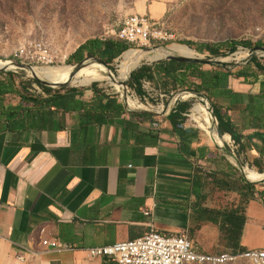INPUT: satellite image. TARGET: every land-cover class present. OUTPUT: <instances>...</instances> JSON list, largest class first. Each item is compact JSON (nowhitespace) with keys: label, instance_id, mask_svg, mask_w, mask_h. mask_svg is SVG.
<instances>
[{"label":"crops","instance_id":"obj_1","mask_svg":"<svg viewBox=\"0 0 264 264\" xmlns=\"http://www.w3.org/2000/svg\"><path fill=\"white\" fill-rule=\"evenodd\" d=\"M258 74L245 78L250 86L235 88L229 81V89L242 95L241 105H219L248 163L264 166V80L256 82ZM32 98L36 101L7 95L8 103L29 107V119L0 121V241L15 254L39 264H107L90 259L87 250L137 239L151 227L189 236V228L205 226L194 217L202 198L196 170L224 172L223 154L213 145L225 150L223 138L229 134L216 131L212 141L193 113L196 125L183 121L186 103L173 100L149 110L128 93L120 96L99 85L37 90ZM212 122L215 129L213 114ZM243 170L247 177L255 169ZM252 206L258 220L264 207L254 200ZM256 220L249 216L244 247H264L254 241L264 236ZM203 230L214 240L220 236L209 227L201 235ZM45 239L70 249L45 247ZM199 246L211 250L204 242Z\"/></svg>","mask_w":264,"mask_h":264},{"label":"rangeland","instance_id":"obj_2","mask_svg":"<svg viewBox=\"0 0 264 264\" xmlns=\"http://www.w3.org/2000/svg\"><path fill=\"white\" fill-rule=\"evenodd\" d=\"M130 15L146 16L152 23L167 27L176 35V40L166 44L151 43L147 46L129 45L123 42L129 48L127 51L154 47L164 49L172 44L186 45L203 56L201 60L204 61V64L200 65L202 71L231 74L229 81L235 88L236 85L240 86V83L241 86L253 85V79H250L252 84L245 82V78L253 76V74L259 73L256 82L264 80V73L256 67L258 65L264 67V53L250 55L249 52L256 49L255 46L258 43L264 45V0H0V57L17 64L16 69L10 70L15 73L16 85L19 86L20 81H24L26 84H32L34 91H44L42 86L50 89V91L59 92L71 87L99 85L108 92L120 96L126 92L131 99L143 102V105L149 110L157 109L159 105H164L163 102L165 103L164 106L167 107V102L171 103L174 100L176 104L180 102L187 104L188 113L187 116L183 117V121L194 125L196 123L191 118L192 109L199 102L208 103L216 121V130L213 126L209 130L215 133L217 131L219 134V124L214 115L212 101L208 99L205 93L193 92L198 87L199 81L190 79L186 88L173 93L170 88L166 89L157 80L151 82L145 78L141 83L142 91L138 94L134 87L129 86L131 77L126 80L118 78V62L126 51L111 63L89 54H84L80 61H76L79 60V56L71 57L74 51L87 40L98 39L104 43L108 41L121 42L117 40L116 33ZM228 42H250L252 49L236 46L233 49H223L219 54L204 48L198 50L199 45ZM34 43H43L50 49L54 59L53 64L44 65L34 58L17 57V53ZM241 53L244 56L238 57ZM255 56L257 59L254 61ZM227 59L229 61H223ZM79 62H97L104 65L108 69V75L113 78L114 82H112L115 83L116 81L122 87L121 91H118L110 81H95L86 86L71 84L74 79L82 77L76 73L73 74L72 79L67 80V84L63 87L50 85L56 83L38 73L46 83L37 84L34 81L39 79L32 75V71L26 70L27 66L45 68L43 72L48 69L47 67H54L51 69L56 71L65 66H72L75 69L74 66ZM210 62H220L223 66H215ZM90 64L92 63L88 65ZM154 64L144 61L131 74L137 72L144 65L152 66ZM101 69L94 68L85 74H96ZM64 75L68 76L67 73ZM239 76L243 77L239 78ZM123 82L125 83L123 84ZM190 95L191 98H187ZM183 96L186 98L183 99ZM213 147L216 153L223 154L224 172L215 173L212 170L210 172L214 174L200 175L202 177V198L200 202L198 201V209L194 211V217L196 222L204 223L205 226L192 230L189 228V236L199 247V250L209 254L220 253L233 248L230 247L226 239V233L222 232L218 224L211 222L212 215L204 212L203 209L224 212L239 208L246 212L248 220L250 216L255 221L256 219H253L255 216L252 215L253 206L250 208L251 202L253 200L259 201L264 207V176L261 181H252V176L264 174V166L250 165L240 150L241 147L231 138L230 142L225 143L226 150L237 156L242 166L255 169L254 171L249 170L247 178L241 170L242 167L231 160L228 152L216 145ZM226 161L230 164L228 168ZM211 168L212 166L209 169L211 170ZM256 221L258 227L264 231V215H259ZM207 227L220 233L217 240L209 237L211 231L204 232L203 230L201 235L202 228ZM167 233L175 234V232ZM254 241L255 243L264 242V236H257ZM201 242L209 244L211 250L203 251L199 246ZM260 248L264 247L251 249ZM18 256L20 257L4 242L0 241V264H39L33 258L21 260Z\"/></svg>","mask_w":264,"mask_h":264},{"label":"trees","instance_id":"obj_3","mask_svg":"<svg viewBox=\"0 0 264 264\" xmlns=\"http://www.w3.org/2000/svg\"><path fill=\"white\" fill-rule=\"evenodd\" d=\"M236 46L252 49L250 42H228L224 44H212V45H199L198 50L202 48L209 50L212 53L219 54L223 49H233ZM264 48L262 43L256 44L255 48ZM129 48L126 44L115 41L102 42L98 39L87 40L84 44L80 45L73 53L71 57L79 56L80 61L84 54L90 56H98L107 63L113 62L116 58L121 56ZM256 56L253 58L255 61ZM97 63V62H91ZM259 71L264 73V67L256 66ZM202 67L195 63H182L178 61H161L152 66L144 65L137 72H133L131 75L130 87L139 92L142 91V79H148L151 82L157 80L166 89L170 88L173 93L178 90H183L188 85L190 79L199 81L198 87L193 91L197 94L205 93L209 100L213 103L214 115L218 120V132L221 136L229 134L235 143L238 142L234 127L229 120L220 115V102H226L228 107L235 108L242 104V95L234 93L229 89V79L231 74L225 72H213L206 73L201 70ZM237 77V76H236ZM243 76H239L241 78ZM15 73L11 71H0V121L6 120L10 123H16L20 121H26L29 119L28 111L29 107L23 104L14 105L8 103L7 95H18L21 100L28 101L36 99L32 98V84H26L24 81H20L19 86L15 83ZM39 84L38 81H34ZM41 86V85H40ZM44 92H49L50 89L43 87ZM170 92V90H169ZM264 93V92H263ZM171 94V93H169ZM25 112L24 117L20 118V114ZM223 160V157H220ZM224 161V160H223ZM230 164L226 161V167ZM196 184L198 190L201 191L202 181L201 174H204L203 169L198 168L196 170ZM199 173H201L199 175ZM207 174V173H206ZM213 174V173H208ZM204 212L211 214V222L218 224L222 232L226 233L228 243L233 249L227 251H243L248 249L242 245V239L244 236L245 228L248 223V215L241 209H233L230 211H215L209 209H203ZM222 218V220H220ZM224 251V252H227Z\"/></svg>","mask_w":264,"mask_h":264},{"label":"built area","instance_id":"obj_4","mask_svg":"<svg viewBox=\"0 0 264 264\" xmlns=\"http://www.w3.org/2000/svg\"><path fill=\"white\" fill-rule=\"evenodd\" d=\"M116 38L129 45L147 46L173 42L176 35L167 27L152 23L146 16L130 15ZM17 57L34 58L44 65L54 61L50 49L43 43L24 48ZM43 245L51 249H70L54 239H45ZM87 253L90 259H106L107 264H264V248L209 254L199 250L186 232L169 234L154 227L137 239L90 248ZM24 256L20 255L19 259L25 260Z\"/></svg>","mask_w":264,"mask_h":264},{"label":"bare ground","instance_id":"obj_5","mask_svg":"<svg viewBox=\"0 0 264 264\" xmlns=\"http://www.w3.org/2000/svg\"><path fill=\"white\" fill-rule=\"evenodd\" d=\"M243 55V53L239 54V56ZM168 56H173V57H177V58H186V59H190V58H201L202 59V55L199 54L195 49L186 46V45H180V44H172L170 46H168L167 48L164 49H160L157 47L154 48H149L146 50H129L126 51L123 55L122 58L119 60L118 62V78L120 80H126L129 78L131 72L136 69L137 67H139L144 61H155L161 58H165ZM244 56V55H243ZM236 58V56H235ZM244 60V59H243ZM223 61H229L227 60H223ZM241 62V61H239ZM91 62H86L85 64L81 65L79 68H73L72 66H65L64 68H62L61 70H52L54 67H47V70L43 69L45 68H39L36 66H32V67H26V70L28 71H36L40 74H43L46 79H48L49 81L56 83V84H67V80L72 79L71 77H73V74H77L79 76H82L81 78L78 79H74L73 81H71V84H79V85H90L95 81H110L113 86L116 87V89L118 91H121V88L119 83L115 81V83H113V78L110 77L108 75V69L100 64V63H92L90 65H88ZM3 67H7V68H11V69H16L17 68V64L16 63H12L8 60H5L3 58L0 57V69ZM52 68V69H51ZM94 68H102L100 72L94 74H85L87 71L94 69ZM63 73V74H62ZM64 73H67L68 76L64 75ZM116 79V77H115ZM117 80V79H116ZM113 81V82H112ZM49 84V83H48ZM54 87H56L55 84H50ZM110 85V84H109ZM192 113L195 116H198L197 121L199 120L200 122H202V125H200L201 129L203 131L206 132V134L208 135V137L212 140L215 141L218 139V135L215 132L210 131V127L213 126V122H212V112L208 109V107L202 103H198L194 106V108L192 109ZM231 138L229 135H226L223 138V141L225 142H230ZM242 167L243 170V166L240 165ZM244 172V170H243ZM245 173V172H244ZM263 179V175L262 176H252V181L253 182H257V181H261ZM251 181V180H250ZM25 260L27 259L26 256ZM22 260V259H21Z\"/></svg>","mask_w":264,"mask_h":264},{"label":"water","instance_id":"obj_6","mask_svg":"<svg viewBox=\"0 0 264 264\" xmlns=\"http://www.w3.org/2000/svg\"><path fill=\"white\" fill-rule=\"evenodd\" d=\"M147 49H149V48H147ZM146 50V49H145ZM250 52V55H254V54H257V53H264V49H262V48H256V49H254V50H251V51H249ZM178 61V62H182V63H195V64H197V65H203L204 64V61L203 60H201V58H188V59H186V58H177V57H173V56H168V57H165V58H161V59H158V60H155V61H152V62H150V64H154V63H158V62H161V61ZM86 62H79V63H77L74 67L77 69V68H79L81 65H83V64H85ZM210 64H212V65H215V66H223L222 65V63H220V62H210ZM27 67H31V66H27ZM21 68H24V66H21ZM10 70H12L11 68H1L0 69V71H10ZM131 75L132 74H130V76L129 77H131ZM35 77V76H34ZM37 79H39V78H37ZM39 83H46V82H44V81H42V80H37ZM125 82H123V84H124ZM48 84V83H47ZM56 85V87H63V86H65L66 84H55ZM122 86H124V85H122ZM125 87V86H124ZM223 150V149H222ZM225 151L226 152H228V154H231L228 150H226L225 149ZM241 170H242V168H241ZM243 171V170H242Z\"/></svg>","mask_w":264,"mask_h":264}]
</instances>
